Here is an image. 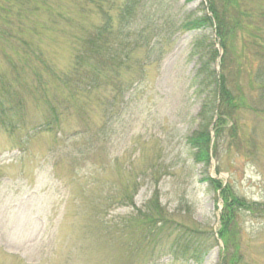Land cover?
Masks as SVG:
<instances>
[{
	"label": "rangeland",
	"instance_id": "374dc122",
	"mask_svg": "<svg viewBox=\"0 0 264 264\" xmlns=\"http://www.w3.org/2000/svg\"><path fill=\"white\" fill-rule=\"evenodd\" d=\"M106 1L104 8L116 16L123 0ZM17 3L0 0L1 28L10 36L0 39V73L11 61L24 63L35 51L42 56L31 57L32 67L25 71L33 88L34 73L45 65L58 72L70 68L75 35L100 18L91 13V6L89 14H82L77 0H35L39 10L25 22L38 29L18 38L15 23L20 22L11 15L23 6ZM2 5L9 8V17ZM202 5L205 0H146L140 7L132 29L147 25L149 30L133 49L130 70L124 74L134 81L123 99H129L126 107L119 114L115 110L109 121V91L95 92L93 103L83 100L91 120L87 128L96 138L88 151L82 135L72 138L84 129L77 107L64 115L59 129L29 137L28 132L41 127L47 108L31 88L22 92L26 101L9 115L15 128L0 125V264H195L164 255L171 238L128 251L127 257H122L118 235L110 250L105 245L81 249L89 243L83 239L87 222L98 229L101 222L120 223L135 210L112 206L91 221L84 206L92 200L102 206L110 189L135 178L140 182L135 205L142 206L157 190L174 220L205 231V245L216 238L203 264H221L225 244L218 231L224 199L203 180L207 175L218 180L230 198L256 208H234L228 214V259L234 255L235 264H264V0L232 5L224 48L215 29L178 28L183 21L200 18ZM235 15L240 25L233 29ZM54 17L57 22L50 24ZM22 37L35 46L28 55L21 48L27 44ZM204 38L192 52L195 42ZM201 67L205 84L197 91L194 79ZM210 71L225 74L231 98L221 100L213 93ZM53 87L49 92L59 95ZM202 124L211 133L209 166L194 162L187 142Z\"/></svg>",
	"mask_w": 264,
	"mask_h": 264
},
{
	"label": "trees",
	"instance_id": "16d2710c",
	"mask_svg": "<svg viewBox=\"0 0 264 264\" xmlns=\"http://www.w3.org/2000/svg\"><path fill=\"white\" fill-rule=\"evenodd\" d=\"M11 1V0H10ZM17 4H22L19 12H13L11 15L15 16L17 25L18 38L25 34L26 31L34 32L38 29L39 25L26 24L25 20L31 16L36 15V11L39 10V4L34 3L35 0H14ZM82 3V14H89L87 8H92L91 13L96 14L100 18V23H91L90 27L84 25L81 33L75 35V46L72 55V63L67 71L58 72L52 66H44L35 72L32 77L33 88L25 77V71L27 66L32 67L31 57L40 58L42 55L35 54L28 58L25 57L24 63L17 61H11L12 63L0 73V125L4 126L8 130L12 125V118L9 117L10 113L14 111L15 106L18 108L24 104L25 97L22 92L25 89H32V92H37L44 101L47 113L44 121L41 123V127L34 129V131L28 132V136L31 137L37 132L54 131L60 128L61 119L64 115L72 112L73 107H77L82 115V121L84 123V129L76 131L74 135L75 139H78L80 135L85 140L83 148L90 150L95 145V131L87 128L89 125V115L86 113V109L83 100L93 103L94 93H98L100 90L111 93V103L109 109L112 111L109 121L112 120L114 111L119 114L120 111L126 107L129 99L123 102L126 92L130 88L134 87V81L132 78L127 79L124 74L125 71H129L131 67L130 59L133 54V49L138 46V42L143 38L145 32L149 30L145 25L142 29H132V23L134 22L140 7L143 6L146 0H123L119 6V11L116 16L111 15L107 9L104 8L106 0H77ZM237 0H205L206 6L202 5V16L197 19H191L189 21H183L178 25V28L183 30L193 29H215L216 33L222 40L221 45L225 47L224 38L228 33V15L230 14V8L236 5ZM4 13L8 14L9 8L6 6L1 7ZM210 12L212 15H209ZM1 14V10H0ZM51 19V18H50ZM9 22V21H8ZM8 22L6 24V28ZM57 17L50 20V24H55ZM29 23L32 24V21ZM0 24V39H9V35L6 33L5 28H1ZM240 25L238 17L235 15L231 19V28L235 29ZM4 26V24H3ZM51 26V25H50ZM148 28V30H147ZM230 29V28H229ZM16 38V37H14ZM23 38V37H22ZM206 38V37H205ZM197 40L193 45L192 52L198 51L205 40ZM23 42H27V39L23 38ZM32 43L24 44L21 47L25 54L28 55L29 50L34 48ZM217 51L213 52V56ZM10 59V58H7ZM40 60V59H38ZM215 62V59H209ZM35 69V68H34ZM208 70L205 68V71ZM202 71L204 67H201L194 79V83L197 84V91L203 89L205 80H201ZM46 73V74H45ZM45 74L46 76H44ZM211 77L210 82L214 85L213 93L220 95L221 100L231 98V93L228 92L226 85V77L224 73H221L220 77H217L215 71L209 72ZM199 80V81H198ZM49 86L59 93V95H52L49 92ZM205 86V85H204ZM35 89V90H34ZM52 89V90H54ZM67 94V99L61 98L62 95ZM50 94V95H49ZM52 95V96H51ZM119 100V101H118ZM81 101V102H80ZM66 102V104H65ZM119 103H123V107L118 106ZM80 106V107H79ZM117 107V108H115ZM10 118V119H9ZM20 125V123H19ZM15 128V127H14ZM13 128V129H14ZM106 132H103L105 134ZM99 136V135H98ZM70 138V139H72ZM187 142L192 151V157L196 164H204V166L210 165V146H211V133L206 125H201V128L193 133L190 137H187ZM203 180L215 190H218L223 196L224 207L221 213V228L218 231V236L224 241L225 247L221 250L222 261L221 264H235L237 257L234 255L229 260L228 249V233L230 231V216L228 214L234 210V208H248L256 209L254 203H247L244 199L238 197L230 198L227 194V189L222 184L208 175ZM140 188V182L135 178L132 182L121 186L119 189L112 188L109 190V194L103 201V205L99 206L95 204H87L84 206V210L91 215L90 220L93 221V217L100 219V212L106 211L110 207L114 208L132 206L134 211L123 216L120 223L109 225V222H101L98 229L95 226L90 225L87 222V234L84 241L87 243L82 245L81 249H95L99 246L102 249V245H105V250H110L115 244L118 235L119 243L124 248L123 255L127 257L130 252L141 249L143 245L152 247V245L160 244L164 238L170 241V248L167 249L168 253L164 255H175L177 257L184 258L188 262L195 264H203L206 254L214 247L215 239L210 237L212 243L205 245L203 238L205 231L202 229L190 227L181 222L174 220L171 214L163 207L160 202L159 193L157 190L153 192L151 198L146 201L142 206L137 207L135 205V197ZM93 191V190H92ZM104 206V208H103ZM101 210V211H100ZM230 236V234H229ZM233 240V239H232ZM235 244V241H233ZM166 250V251H167ZM124 251V252H123ZM130 251V252H128ZM161 255V254H160Z\"/></svg>",
	"mask_w": 264,
	"mask_h": 264
}]
</instances>
